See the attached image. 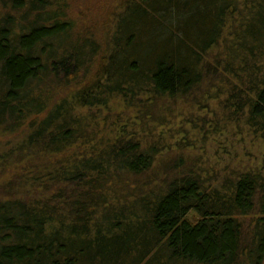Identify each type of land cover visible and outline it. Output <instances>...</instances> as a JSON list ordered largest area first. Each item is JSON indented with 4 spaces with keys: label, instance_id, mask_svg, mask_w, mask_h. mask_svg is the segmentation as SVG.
Here are the masks:
<instances>
[{
    "label": "trees",
    "instance_id": "trees-1",
    "mask_svg": "<svg viewBox=\"0 0 264 264\" xmlns=\"http://www.w3.org/2000/svg\"><path fill=\"white\" fill-rule=\"evenodd\" d=\"M52 2L9 0L18 16L0 18V122L43 115L25 140L55 158L33 170L32 202L0 200V264H262L264 170L214 180L208 170H216L184 153L171 158V170L159 168V152L135 126L193 88H226L229 101V87L242 95L244 85L246 102L237 104L246 124L264 132V0H117L105 14L106 29L114 18L109 41L98 42L76 38L64 11L48 14ZM230 17L239 22L226 55L209 58ZM92 63L77 90L45 113L51 93ZM118 100L141 121L131 127L127 110L112 132L104 122L99 133L94 119ZM187 107L169 109L163 121Z\"/></svg>",
    "mask_w": 264,
    "mask_h": 264
},
{
    "label": "rangeland",
    "instance_id": "rangeland-1",
    "mask_svg": "<svg viewBox=\"0 0 264 264\" xmlns=\"http://www.w3.org/2000/svg\"><path fill=\"white\" fill-rule=\"evenodd\" d=\"M47 1L51 2V0ZM103 1L104 3L101 4L100 0H53L51 6L46 8L45 11L48 14H51V11H64V18L73 23L74 35H78L76 38L80 36L79 34H81V38L85 37L86 34H90L97 42L105 39L109 41L114 18H111L113 21H109L108 29H106L107 19L105 14H108V11L116 6L117 0ZM9 5V0H0V18L8 12L17 18L18 13L9 9ZM238 22V18L235 17H230L229 20L225 21L228 26L224 30V39L218 47H215L216 49L212 51L209 58L213 57L214 52L219 57L226 55L225 40H231L230 27ZM56 54L57 52L55 51L54 55ZM92 64L91 68L88 65L86 66V68L88 67L87 71H85L86 68L83 69L81 76H78V80L73 82L70 87L57 90L59 91L58 93L57 91L51 93L48 99L49 103L44 110L45 113H48L53 108L54 102L58 98L77 90L79 87L77 84L80 83V80L87 78L84 74H89L96 68V65ZM231 88L235 98L233 100L232 98L231 100L228 99L230 102L224 99L227 96L226 88L223 94L215 93V90L205 91L206 88L198 91L193 88L194 91L189 96L183 97L182 100L179 98L177 102L169 101V103L163 101L158 106H153L149 113L141 115L146 117V120L142 122L135 116L134 112L129 111L128 107L123 109L119 100L118 102L112 101L111 105L109 102V107L105 108L104 112L101 111V114L94 119L96 130L103 134L102 126L105 122L111 127L112 132L116 128L115 124L117 121L120 120L121 116L127 114L128 110L132 117L130 119L132 122L129 125L133 127V122L136 120L140 122L136 123L135 126V128L137 127L136 131H138L136 136L145 142L144 145L153 147L157 153L159 152L154 163L159 168L166 166L167 170H171L174 161L171 158L184 153L188 156L190 155V161L202 169L216 170L218 174L208 170L209 178L214 180L218 178V175L229 177L232 174L230 177H238L243 169H248L246 171H251V169L263 171L264 132L259 133L257 129L246 124V112H243V107L240 109V104H237L240 100L243 103L246 102L247 96L244 90L246 86L242 85V95L239 93V87L233 85L229 87V90ZM210 94L213 95V98L215 97L212 101L210 99L208 101L206 98L207 95L210 98L212 96ZM230 96L231 94L229 93L228 97ZM140 97L146 99L147 94H142ZM231 101L237 105L234 106ZM183 103L192 107L182 110L181 114L176 118L170 117V121H163L162 118L166 116L169 109L176 111ZM154 108H156V112H154ZM79 111L80 114L84 115L85 110L80 109ZM93 111L95 114L98 113L95 109ZM86 113L88 117L92 115L91 110ZM42 117L43 115L30 116L22 120L15 118V122H11L10 118H6L5 124L0 122V158H2L0 159V200L12 199L13 196L16 199L27 201L30 199L32 202L34 198L29 189L32 183L31 179L35 174L33 170L36 167V170L39 171L38 167H43L44 164L46 165L55 159L53 155L40 153L35 146L27 147L25 139L31 130L32 122ZM20 122L22 123L21 125H19ZM123 123L118 127H123ZM202 126L203 130H201ZM108 130L109 128H107ZM182 144V148L185 150L178 147ZM168 148H172V150L170 151ZM180 149L182 150L179 151ZM254 215L247 216L246 224L248 222L254 224ZM256 217L258 218L257 214ZM251 228H253L252 225ZM262 264H264V261Z\"/></svg>",
    "mask_w": 264,
    "mask_h": 264
}]
</instances>
